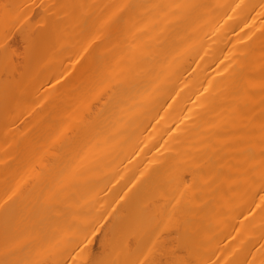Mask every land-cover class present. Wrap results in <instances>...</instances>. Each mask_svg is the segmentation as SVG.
<instances>
[{"label": "bare ground", "instance_id": "6f19581e", "mask_svg": "<svg viewBox=\"0 0 264 264\" xmlns=\"http://www.w3.org/2000/svg\"><path fill=\"white\" fill-rule=\"evenodd\" d=\"M31 1L0 0L50 70L1 72L0 264H264V0Z\"/></svg>", "mask_w": 264, "mask_h": 264}, {"label": "rangeland", "instance_id": "374dc122", "mask_svg": "<svg viewBox=\"0 0 264 264\" xmlns=\"http://www.w3.org/2000/svg\"><path fill=\"white\" fill-rule=\"evenodd\" d=\"M38 0H32L27 5L34 4ZM42 2V0L40 1ZM39 2V3H40ZM49 15L45 11L39 8V4H37L35 11L27 20V25L32 27L35 32L41 31L44 27V22L48 21ZM21 28L16 26L10 32H7L4 36V41H6L4 49L1 45L0 47V76L3 73V80H9L10 74L8 72H31V76L37 75L42 77V74H36V72H49L50 70L47 69H38L37 65H34L30 68L25 67L27 64L25 63L27 60V56L29 55V50L27 49V45L23 43L21 38ZM2 42V43H3ZM4 44V43H3ZM2 50V51H1ZM37 52V51H36ZM31 55L35 56V51L31 52ZM28 54V55H27ZM18 69V71H16ZM50 69V68H49ZM2 72V73H1ZM0 77V81L1 78ZM9 120H7L8 122ZM32 119L29 117H25L19 122V128H23L27 123L31 122ZM113 225V220L109 219L107 223L103 224L102 227L97 231H95L93 235V241L91 244V253H92V260H99L101 259L107 252L106 249L102 246V240L107 238L110 232V227Z\"/></svg>", "mask_w": 264, "mask_h": 264}]
</instances>
